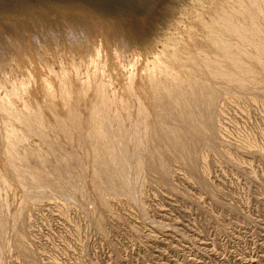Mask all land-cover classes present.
Segmentation results:
<instances>
[{
  "label": "rangeland",
  "instance_id": "374dc122",
  "mask_svg": "<svg viewBox=\"0 0 264 264\" xmlns=\"http://www.w3.org/2000/svg\"><path fill=\"white\" fill-rule=\"evenodd\" d=\"M0 264H264V0H0Z\"/></svg>",
  "mask_w": 264,
  "mask_h": 264
},
{
  "label": "bare ground",
  "instance_id": "6f19581e",
  "mask_svg": "<svg viewBox=\"0 0 264 264\" xmlns=\"http://www.w3.org/2000/svg\"><path fill=\"white\" fill-rule=\"evenodd\" d=\"M51 31V30H50ZM47 32V31H46ZM34 38V37H33ZM49 71V70H48Z\"/></svg>",
  "mask_w": 264,
  "mask_h": 264
}]
</instances>
